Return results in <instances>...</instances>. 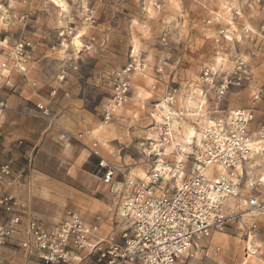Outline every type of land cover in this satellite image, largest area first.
Listing matches in <instances>:
<instances>
[{
  "label": "rangeland",
  "instance_id": "374dc122",
  "mask_svg": "<svg viewBox=\"0 0 264 264\" xmlns=\"http://www.w3.org/2000/svg\"><path fill=\"white\" fill-rule=\"evenodd\" d=\"M160 1L164 9L156 13L151 0H0V64L16 43L29 42L32 47L26 58V78L11 70H0V102L5 98L3 94H11L12 84L21 78L29 77L41 98L55 88V99L50 103L52 120H44L57 134L66 138L69 134L78 139L61 141L101 152L104 160L124 168L130 176L140 177L143 173L147 176L157 158L146 157L144 150L149 141L157 143L164 88L180 87L176 109L187 108V99L183 97L185 88L198 80L201 69L212 62L216 52L227 50L247 56L257 49L258 54L249 59L252 82L230 89L218 105L208 95L198 114L205 121L208 117L223 115L225 110L252 108L253 123L264 126V71L255 70L257 58L264 54V41L250 42L242 38L239 43L218 44L213 40L220 29H229L230 13L225 5L239 12L234 16L235 38L238 39L242 27L257 30L264 22V0ZM207 19L211 20V25L203 23ZM138 55L145 65L144 71L131 70L126 102L114 111L110 121L104 122L103 108L113 97L114 85L125 76L123 71L130 64L139 69V61L132 62ZM157 65L163 69L160 82L156 84L153 71ZM59 76L64 79L58 81ZM152 85H157L155 90H151ZM257 90L261 91L260 97L253 102L252 94ZM192 91L196 96L199 94V90ZM60 92L67 96L62 95L59 103L56 101ZM195 100L197 104L203 102ZM79 111L85 117L74 120L72 116ZM195 120V117L184 116L180 122H172L171 130L178 135L182 125L194 127ZM93 143H97L96 147H92ZM179 149L175 147L172 152L170 144L165 148L166 156L160 160L168 163L180 160L174 158ZM32 175L29 187L33 196L55 202L62 198L71 202L82 197L78 192L53 187L50 180L38 174ZM263 178L262 162L254 158L243 177L240 195L243 200L256 198L259 208L249 214L240 204L244 210L241 221L235 220L223 232L199 241L194 258L188 259L186 264H215L216 261L264 264ZM78 185L79 191L101 187L108 193V187L95 178L79 181ZM211 252H215L214 261L208 259Z\"/></svg>",
  "mask_w": 264,
  "mask_h": 264
},
{
  "label": "built area",
  "instance_id": "2783aa9c",
  "mask_svg": "<svg viewBox=\"0 0 264 264\" xmlns=\"http://www.w3.org/2000/svg\"><path fill=\"white\" fill-rule=\"evenodd\" d=\"M151 1L154 12L163 11L160 0ZM224 8L230 13L229 29H220L213 39L215 43H239L242 38L250 42L264 41V22L257 30L242 27L236 39L234 19L239 12L228 5ZM203 23L211 25V20H203ZM31 48L29 42L16 43L6 53L0 70H11L26 78V58ZM257 54V49L247 56L227 50L216 52L212 62L201 69L198 80L185 88L184 100L196 97L206 101L211 95L218 105L230 89L252 82L249 59ZM136 61H139V69L130 64L123 71L125 76L114 85L113 97L103 108L104 122L110 121L114 111L126 102L131 70L144 71L140 55L132 62ZM162 69L161 65L154 68L156 84L160 82ZM57 79L62 81L64 77ZM156 87L152 85L151 90ZM193 89L199 90V95L196 96ZM179 91L180 87L164 88L157 143L149 141L144 153L146 157H156L157 161L165 157V148L175 135L170 124L180 122L184 116L195 117L193 125L200 131L199 144L192 143L191 152L179 149L180 160L174 163L163 159L156 161L147 177L140 178L130 176L124 168L107 162L96 150L90 149L98 159L99 180L108 187L113 206L111 230L105 235L101 234L98 216L91 224L72 210H66L51 223L37 219L27 204L15 195L17 178L10 164H1L0 213L4 218L0 221V249L19 235L16 247L39 264H83L85 261L88 264V260L92 264H186L188 259L194 258L199 241L223 232L235 220L241 221L244 210L256 212L259 208L256 198L243 200L240 195L243 177L254 158L264 167V126L251 129L254 110L234 109L203 121L202 116L192 114L187 108L176 109ZM56 92L52 89L48 101L34 105L38 117L52 120L50 103ZM260 93V90L253 92V102L259 100ZM60 138L78 141L69 134L67 138L63 134ZM177 178H180L178 182ZM240 204L244 205V210ZM0 264H4L2 259Z\"/></svg>",
  "mask_w": 264,
  "mask_h": 264
},
{
  "label": "crops",
  "instance_id": "0c3cea01",
  "mask_svg": "<svg viewBox=\"0 0 264 264\" xmlns=\"http://www.w3.org/2000/svg\"><path fill=\"white\" fill-rule=\"evenodd\" d=\"M255 64V70L259 73L264 71L263 53L259 55ZM27 79L30 80V83L22 78L20 81H15V85L12 84L14 88L11 94H3L5 98L0 102V165L10 164L14 176L17 178L15 195L27 204L33 216L45 223L55 221L67 208H72L83 221L89 224L94 222L96 216L100 217L101 234H107L111 230L113 211L109 193H106V189L101 187L82 189L84 191L78 189L79 181L90 180V178L100 181L97 157L78 144L61 141L57 131L44 119L38 118L33 108L34 105L40 101H48L49 93L55 88H51L46 97L41 98V93L38 94L33 88V81L29 77ZM62 95L67 96L66 93L60 92L59 100L56 102L60 103ZM54 99L55 97L51 99V102ZM227 111L230 110H225L222 113ZM78 113L72 116L74 120L85 117L82 112ZM259 126L263 125L257 122L252 123L251 129L257 130ZM48 147L54 148L55 151ZM99 155L101 156V152ZM32 173L50 180L51 185L61 191L72 190L80 193L82 197L71 202L67 198L55 202L33 196L29 187ZM39 179L41 178L39 177ZM3 218L4 215L0 213V221ZM18 238L19 235H16L12 243L0 249V259L4 264H39L36 260L28 259L16 247ZM215 256V252H211L208 259L214 261ZM87 262L92 264L90 260ZM214 263L231 264L221 261ZM83 264H86V261Z\"/></svg>",
  "mask_w": 264,
  "mask_h": 264
},
{
  "label": "bare ground",
  "instance_id": "6f19581e",
  "mask_svg": "<svg viewBox=\"0 0 264 264\" xmlns=\"http://www.w3.org/2000/svg\"><path fill=\"white\" fill-rule=\"evenodd\" d=\"M77 39H78V37L74 38L75 41H77ZM195 99H196V97H194L193 99H187L185 101V105H186L187 108H189V109H195L197 111L194 115H199L198 114L199 113V109H201V107L203 105H205L206 101H205V99H203V102L200 101V104H197L195 102L196 101ZM160 107H163V106L160 105ZM189 115H191V114H189ZM170 126H171V124H170ZM178 131H179V134L173 136V138H175V140H173L172 143H171V149H174L175 147L176 148L177 147H180V150L181 151L189 152L188 150H191L190 145L192 143H195L197 145L199 144V141H200V133L198 131H196V129L194 127L186 126V124H185V125H182V131H180L179 129H178ZM165 151H167V150H165ZM165 154H167V153H165ZM175 156L176 157H174V158L181 159L180 151H178L175 154ZM158 162H160V160ZM157 166H159V164ZM139 176L141 178H146L147 177L144 173L141 174V175H139ZM179 180H180V178H177V182ZM263 180H264V178H263ZM249 214H251V213H249Z\"/></svg>",
  "mask_w": 264,
  "mask_h": 264
},
{
  "label": "trees",
  "instance_id": "16d2710c",
  "mask_svg": "<svg viewBox=\"0 0 264 264\" xmlns=\"http://www.w3.org/2000/svg\"><path fill=\"white\" fill-rule=\"evenodd\" d=\"M49 173V172H48ZM52 174V173H51Z\"/></svg>",
  "mask_w": 264,
  "mask_h": 264
}]
</instances>
